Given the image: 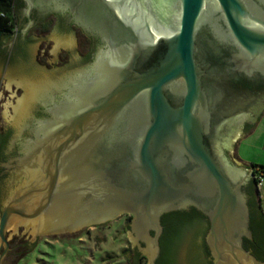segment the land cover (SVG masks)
Returning a JSON list of instances; mask_svg holds the SVG:
<instances>
[{"label":"water","instance_id":"water-1","mask_svg":"<svg viewBox=\"0 0 264 264\" xmlns=\"http://www.w3.org/2000/svg\"><path fill=\"white\" fill-rule=\"evenodd\" d=\"M52 2L106 49L93 77L39 120L33 105L77 70L87 40L58 23L23 32L5 81L10 93L16 85L3 111L13 132L7 157L38 121L12 161L18 183L3 194L0 264L8 231L73 234L124 215L133 264L135 250L158 264L163 217L190 209L210 223L213 264H264L244 246L255 167L235 160L244 124L264 112V0Z\"/></svg>","mask_w":264,"mask_h":264},{"label":"flooded vegetation","instance_id":"flooded-vegetation-1","mask_svg":"<svg viewBox=\"0 0 264 264\" xmlns=\"http://www.w3.org/2000/svg\"><path fill=\"white\" fill-rule=\"evenodd\" d=\"M32 9L29 10V7L26 5V3L22 0L21 2V8L18 11L17 19H18V29L13 32L11 41L9 46L7 47V50L11 49L12 42L15 43L16 48H14V56L16 55L17 48L20 44H22L21 39H23V32L24 30L28 28L30 31L33 28L40 27L41 29H47L51 26H53L55 23H58L62 29H67L68 27H71L79 31L87 40L86 47L82 49L80 53L79 63L77 65V70L72 74L69 75L67 78L63 79L60 86L54 87V91L51 95V93L47 96H45L43 103H41L38 106L35 107L32 111H36L37 115L39 116V120L43 119H49L52 117V110L56 107L64 103L68 96H70L71 92L75 89L79 88L80 86H83V83L88 82L90 78L94 75V67L96 63L99 60V54L101 50L106 49L105 42L102 40L101 37H99L96 33L91 34L84 30L79 24H77L75 17L73 14L67 12L63 9V7H58L52 0H32ZM39 24V25H37ZM77 61V60H76ZM51 95V96H50ZM32 107V108H33ZM31 108V109H32ZM264 116V112L262 116L259 118V121L255 124H244L242 128V135L240 140L237 142L235 146V150L237 151V145L238 143L253 132V130L256 128L262 117ZM37 121L33 123V125L29 128V130L26 131L24 136H22V141L18 146L15 148L14 151H12L11 155L9 157L6 156V151L10 148L9 145L12 142L13 132H4L0 133V219L2 217V214L5 210V198H3V194H5L6 190H10L12 187V184H15L14 182H17L16 173H14V162L16 158L20 157L22 144L31 137L32 131L37 127ZM254 128V129H253ZM230 154V153H229ZM254 187V181L247 187V193L249 195V206L251 210V214L254 209L251 205L252 195L251 192ZM7 193V192H6ZM193 209H190L186 212H192ZM200 213V212H199ZM172 214V213H171ZM122 217H127L129 219V223L131 221V216L124 215ZM120 217V218H122ZM208 228L203 238L200 240H197L193 245L194 252L192 255V260L195 262L194 264H213L212 263V257L209 252V249L207 247L205 238L207 235V232L209 230L210 223L207 220V218L204 216ZM118 220V219H117ZM110 223V222H108ZM108 223H105L103 225H106ZM100 225V226H103ZM172 225V224H171ZM129 226V225H128ZM99 226H96L97 228ZM24 228V227H23ZM93 228V227H92ZM90 228H85L81 230L80 232H83ZM252 230V228H251ZM19 232V231H18ZM76 232V233H80ZM253 232V230H252ZM75 233V234H76ZM67 234L62 235H50V236H63ZM49 237V236H48ZM259 239L261 244L259 245L255 240V234L253 232V240H244V246L247 250L251 251L257 258L258 256L256 253L261 254L264 257V231L261 230L259 233ZM23 235L15 234L14 237H9V231L6 234V240L9 246V250L7 252V255L9 253L15 252L19 255L20 251H29L30 249H33L36 247L38 242L41 240L42 237H37L35 239L26 241L23 239ZM24 242H27L24 243ZM205 244V246L203 245ZM184 248V246H183ZM6 246H0V257L5 253ZM25 251V252H26ZM135 252L139 255V258H144L137 250ZM182 252H184V256H186V249H182ZM182 252L180 253V264H189L190 260L185 261L181 257ZM17 255V256H18ZM189 256V255H188ZM189 256V258H190ZM160 259L158 260L159 264Z\"/></svg>","mask_w":264,"mask_h":264},{"label":"rangeland","instance_id":"rangeland-1","mask_svg":"<svg viewBox=\"0 0 264 264\" xmlns=\"http://www.w3.org/2000/svg\"><path fill=\"white\" fill-rule=\"evenodd\" d=\"M14 48L16 46L13 42L0 80V133L9 130L8 124L3 120V111L7 99L13 98L12 93L15 92L16 87L15 84L12 85V93L9 89L5 91V81L14 55ZM16 95L21 98L23 90L18 89ZM254 130L252 135L238 143L237 149L247 163L264 166V116ZM235 160L242 164L237 151ZM260 194L264 204V190ZM128 225L129 219L122 217L106 225L93 227L76 234L42 236L35 249L25 250L26 252L21 250L19 255L15 252L9 253L2 264H133L134 252L128 251L132 249L127 238ZM26 232L27 230L22 227L23 234L21 235L23 239L29 241L32 239L33 232L31 231L28 235L25 234ZM9 237H14V233H11ZM24 243L27 244V242ZM137 264H147V260L138 259Z\"/></svg>","mask_w":264,"mask_h":264},{"label":"trees","instance_id":"trees-1","mask_svg":"<svg viewBox=\"0 0 264 264\" xmlns=\"http://www.w3.org/2000/svg\"><path fill=\"white\" fill-rule=\"evenodd\" d=\"M22 0H0V49L5 42L12 38L13 32L18 29V11L21 8ZM254 129V128H253ZM255 175L264 174V167L255 165ZM257 178L254 179V187L251 192V205L253 210L251 214V228L255 234V240L260 245L259 233L264 231V208L262 202L256 193ZM165 228L161 240L162 255L159 264H180V253L186 249V260L189 264H194L192 255L193 244L204 237L208 224L204 216L196 209L190 212H175L165 215L162 219ZM172 224V225H171ZM205 246V244H203ZM184 246V248H183ZM128 251H133L130 249ZM126 251V252H128ZM190 258H189V256ZM259 260L264 261V257L256 253ZM138 259L139 255L137 254Z\"/></svg>","mask_w":264,"mask_h":264},{"label":"built area","instance_id":"built-area-1","mask_svg":"<svg viewBox=\"0 0 264 264\" xmlns=\"http://www.w3.org/2000/svg\"><path fill=\"white\" fill-rule=\"evenodd\" d=\"M257 178V186L260 191L264 190V174H257L255 175Z\"/></svg>","mask_w":264,"mask_h":264},{"label":"crops","instance_id":"crops-1","mask_svg":"<svg viewBox=\"0 0 264 264\" xmlns=\"http://www.w3.org/2000/svg\"><path fill=\"white\" fill-rule=\"evenodd\" d=\"M255 132V130L253 131V133ZM252 133V134H253ZM251 134V135H252ZM237 154H238V156H239V159L241 160V162H242V164H244L245 166H247L248 168H250L251 166H254L255 167V165L256 164H251V163H247L245 160H244V158H242V156L239 154V151H238V149H237ZM257 166H261V165H257ZM264 167V166H263ZM255 169H256V167H255ZM260 193H261V191H260ZM259 198V197H258ZM262 199V198H261ZM259 201H261L262 202V206H263V208H264V204H263V201L262 200H260V198H259Z\"/></svg>","mask_w":264,"mask_h":264}]
</instances>
